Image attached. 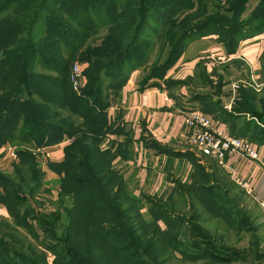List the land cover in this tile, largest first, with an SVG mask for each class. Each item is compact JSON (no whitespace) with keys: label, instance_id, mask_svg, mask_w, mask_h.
Returning a JSON list of instances; mask_svg holds the SVG:
<instances>
[{"label":"trees","instance_id":"obj_1","mask_svg":"<svg viewBox=\"0 0 264 264\" xmlns=\"http://www.w3.org/2000/svg\"><path fill=\"white\" fill-rule=\"evenodd\" d=\"M50 1L31 0L30 19L20 22L17 26L14 25V28H8V32L3 31L2 34L3 39L10 38V41L0 45V53L11 50L12 44L17 43L19 36L26 34L31 39L29 47H32V58L28 60L30 65L25 63L8 69L5 63L0 66L1 71L6 68L2 73L5 81H0L3 92L0 97V155L7 143L19 148H16L19 161L13 163V169L0 171V201L7 205L10 212V219L0 217V264H12L11 261H18V264L20 262L51 264L49 253L54 256L52 264H90L91 258L97 260L102 252L112 254L110 249L106 250L111 244V236L126 235L127 225L131 223L132 218L134 220L138 217L143 218L141 209L148 201L151 210L156 214L152 222H146V225L149 228L155 227V236L169 238V245L161 244L163 251L155 254L156 263L166 262L171 250L182 251L187 257L192 258L212 259L219 263L230 261L231 254L213 241L210 231L194 224L193 220L198 217H191V221L188 220L179 213L181 208L176 202L177 199L184 203L193 201V205L189 204L187 208H191L192 212L194 210L197 216L205 212L233 219L234 210H229L227 205L229 201L218 202L215 198L218 196L224 200L226 196L222 187H219V182L216 181L215 167L220 172L222 170L239 187L241 186L217 159L210 156L201 157L192 150L174 151L162 147L155 141H148V138L143 136L142 139L146 138L145 144H151L149 146L155 148L157 152L184 157L193 163L194 169L189 179H177L175 186L167 191L168 194L155 195L161 199L173 200L171 203L161 200L159 202L162 203L153 202L151 199L154 196L144 192L137 195L135 190L131 189V181L116 165L118 157L121 160H129L133 152V142L125 125L117 124V118H112L108 110L130 78L131 72L136 69V64L128 65L123 72H118L115 79L107 82L105 75L109 72L108 67L111 66L109 64L113 62L112 65L118 64L120 60L127 63L124 58L129 57L141 43V37L150 26V18L154 17L155 13L169 15L184 0H171L170 4L166 5V9L159 7L163 4L160 0H131L125 12L118 15L119 23L115 25L114 21L112 29L114 26L117 28L101 41L100 49L95 46L86 48L87 41L89 36H93L91 34H94L96 28L92 22L102 15L108 16L109 10L114 8L113 4L108 3L109 0L102 1L99 7L88 6V11L84 13L78 6L79 9L69 15L71 19L67 22L79 25L81 28L78 31L74 26L72 39L65 38L62 34L64 31H70V28L67 27L68 24L60 21L54 23L58 30L56 35L53 31L44 35L45 37L34 34L41 14L47 9ZM21 2L23 0H0V17L10 10V7L15 8L11 17H16V13L24 6ZM208 4L206 0H190L179 15L166 16L160 20L159 23L163 27V41L170 46L169 50V46L165 48L169 51L168 58L165 64L156 67L159 68L158 73L139 81L141 88L159 84L160 78L156 77L165 75L181 58L187 45L198 38L215 34L217 42L225 48L227 54L232 55L237 52L243 40L264 32V0L243 19L238 14L244 9V1L231 0V12L235 13L231 17L223 14L207 16ZM15 5L16 7H13ZM128 22L131 32L124 34L126 32L124 24ZM70 42L74 45L67 49L66 43ZM86 43L87 45L81 50L80 48ZM162 47H165V43ZM19 51L21 52L16 53V56L23 58L27 55L24 51ZM74 59L91 61L97 70L93 83L95 87L84 90L82 95L73 92L69 80L70 64ZM39 61L44 68L48 66V70L58 73L59 77L62 76V80L59 77L36 72ZM231 62L242 64L240 60L233 59ZM0 63H2L1 58ZM260 63L262 72L264 52ZM227 67L229 62L223 63L221 69L213 67L209 71L206 60H200L193 75L186 77L185 80L169 79L175 87L169 86L166 82L163 86L170 96L176 99L177 106L193 111L201 105L202 107L199 108L202 111L227 125L230 135L264 144V116L260 113L254 114V111L248 107L251 105L254 107L257 102V94L252 88L242 86L238 90V96L231 110L224 108L220 97H216L223 92V87L227 83L225 81ZM197 76H200L204 83L214 87L217 95L191 90L190 85L196 84ZM154 78L156 81H151ZM6 81L10 83L6 84ZM180 86L186 87L188 94L176 90V87ZM197 87L195 86L196 89ZM108 89H111L112 94L109 92L111 97L108 92L105 93ZM55 108H68L70 113L62 117L60 111ZM244 112L255 115L254 117L262 122L246 119L238 123L242 118H246ZM252 131H255V135L250 137ZM111 135L117 137L124 135V138L112 139ZM65 136L70 142L65 146L64 160L50 164L51 168L60 174L59 200L50 213L39 218L38 222L42 229L40 233L27 220L28 214L32 213L31 207L36 205L32 201L44 186L45 175L32 150L61 142ZM107 139H109L108 144L105 146ZM167 217L172 221L169 224L167 222L168 227L163 230L159 219L166 221ZM245 217V220L249 221V216ZM184 226L187 229L183 240L178 242L170 240L174 239ZM19 230H25L33 241L26 240L27 237L22 233L21 237L18 234ZM186 237L193 238L194 241L187 243ZM155 244L158 246L160 243L156 241L152 246ZM120 248V250L132 249V252L135 250L136 254H141L132 239L127 240ZM160 254H166V257L160 259ZM137 258L143 264H149L143 257L138 255Z\"/></svg>","mask_w":264,"mask_h":264},{"label":"rangeland","instance_id":"obj_2","mask_svg":"<svg viewBox=\"0 0 264 264\" xmlns=\"http://www.w3.org/2000/svg\"><path fill=\"white\" fill-rule=\"evenodd\" d=\"M30 1L31 0H23V2H21L22 5L24 6L22 9H20V11H18V13H16L17 14L16 17H11V13H13V10L15 9L11 7L9 8L10 10L6 11L3 15H1L0 17V37H1L0 45H3L10 41V38L3 39V36H2L3 31L8 32L7 31L8 28H14V25L17 26L19 25L20 22L28 21L30 19V15L32 14ZM102 1H106V0H89L88 2L87 0H51L48 5L49 8L47 7V9L43 11V13L41 14V18L37 24V29H35L34 34H36L38 37H41V36L43 37L44 35L46 36L47 33L49 34L51 31H53V33H55L56 35L58 30L55 27L54 23L55 21H60L62 23L64 22L68 24L67 27L70 28V31H64L62 34L65 36V38L70 37V39H72V30L74 29V26L77 27L78 31H80L81 28H79V25H73L71 22H67L71 19L69 15H71L72 12H75L76 10H78L79 9L77 8L78 6H80V10H83V13H84V11L85 12L86 10L88 11V6L92 5L93 7L94 6L99 7L100 4L103 3ZM206 1L209 2L208 4L209 14H207V16L212 17L217 14H223L225 16L231 17L235 15V13L231 12L232 10L231 0H206ZM241 1H244L245 3L244 9L241 11V13L238 14L241 19L248 17L252 13V10H254V8H256L257 5L262 2V0H241ZM130 2L131 0H109L108 3H111V5L113 4L114 8L113 9L111 8L109 10L108 16L102 15L101 18L98 17L95 19L94 22H92V24L95 25L94 27L96 28H95L94 34H91L93 36L88 37L89 38L87 41L88 46L86 48H88L89 46H95L96 48L100 49V47H102V44H100L101 41L103 40V38L108 36V34L112 33V30L117 28V26H114V28L112 29L114 25V21H115V25L119 23L118 15L125 12V9L128 8V4H130ZM160 2H162L163 4H161L159 7L166 9V5L170 4L171 0H168V1L160 0ZM189 2L190 0H184L181 3V5H179V7L173 10L169 15H162L161 13H155L154 17H151L149 20L151 27L149 26L147 31L141 37V40H140L141 43L139 44V46L134 50V52H131V55L129 57L127 56V58H124L126 59L127 63L124 62V60H120L118 64L112 65L114 62L109 64L111 66L108 67L109 72L105 75V80H107L108 82L110 79H115L118 72H123L126 68H128V65L135 66L134 64H136L135 66L136 69L131 72L132 74L131 77L136 76V80L138 81V83L144 78H147L150 75H153L154 73H158L159 68H156V67L158 65L162 66L163 64H165V61L167 60L168 53H169V51L165 49L169 46V44L163 41V38H164L162 36L163 27L159 22L166 16L179 15L181 11H183L184 8L188 5ZM16 5L13 7H16ZM225 10H228L230 12H227ZM110 13H111V16H110ZM126 13L128 15L130 14L129 11H127ZM17 17H19V19H17ZM129 19H131V16L129 17ZM124 25H125V31H126L124 34H127L128 31L131 32L129 22ZM59 35L61 34L59 33ZM9 36L10 35H8V37ZM30 40L31 39L29 38V35L24 34L22 36H19L17 43L12 44L11 50H5L3 51V53H0V58L2 62L0 63V66L6 64L8 65L7 67L8 69L10 67L17 66V65H24L25 63H26L25 65L27 64L30 65V62H28V60L32 58V52H31L32 47H29ZM164 43H165V47L163 48L162 45H164ZM73 45L74 44H72L71 42L68 44L66 43V48L68 49L69 47H72ZM86 45L87 43L84 46H82L80 49L81 50L84 49ZM169 48L170 46L168 47V50ZM19 50L24 51L27 55L23 58L16 56V53L21 52ZM179 60H177L176 63L173 64V66L168 69V71L166 70L167 72L165 73V75L156 77V78H160V81L158 82L159 84L163 83L164 85V82H166V84H168L169 86L175 87L174 84H172V82L169 81V79H176V80L184 79L185 80L186 77L180 78L177 75L171 74ZM218 61H221V60H217V62L213 60L212 62L215 63L216 65L215 64L213 65L212 63L211 65L221 69L223 63L220 64L218 63ZM39 62L40 63L36 69V72L44 73V74H47L53 77L54 76L59 77L58 73L48 70L49 69L48 66L44 68L41 65V61ZM259 64L260 66L257 72L256 70H253V67L247 66L245 62H242L241 65L233 63L232 66L230 65L231 67L226 68L225 81L226 82L229 81L232 83V86H230L231 90L228 94L226 90H223V92L219 96H216L218 98L220 97V100H222V105L224 108H227L229 110L233 109L234 101L238 96V90L242 86L249 87L254 90L255 94H257V102H255L254 107L252 105L248 107L252 109V111H254L253 112L254 114L260 113L264 116V71L262 72L260 71L261 63ZM75 65H78L81 69V76L79 79V83L77 84L76 87L72 79ZM5 69L2 71L0 70V81L1 82L5 81V79L2 78V73L3 71H5ZM211 70L209 69V71ZM96 73H97V70L95 68V64L92 65L91 61H88V60L80 61L78 59H74L71 62L70 69H69V80L71 82L73 92L75 91V94L82 95L84 90L94 88L95 86L93 83L95 82ZM194 73L195 71L193 72V74ZM61 77H59V79L62 80ZM151 81H156V80L154 78ZM8 83L6 81V84ZM104 85L106 86L105 83ZM226 85H228V83H226L225 86ZM190 86H191L190 87L191 90L200 91L201 93L211 92V93H214V95H217L214 92L215 91L214 87H212L211 85H208L207 83H204L201 80L200 76L199 77L197 76L196 84L190 85ZM195 86H198L197 89L195 88ZM178 89L182 91V93L185 91V93L188 94L186 87H181V86L176 87V90ZM13 91L15 92L16 90H13ZM107 92L108 94L109 92L111 93V89L106 90L105 93ZM15 93H19V92H15ZM111 94H109L110 97H111ZM2 95H3V92H2V89L0 88V97ZM229 96H230V103L229 101H227V98ZM199 107H202V106L200 105ZM199 107L197 108V110L202 111L201 108ZM55 109L60 111V113L62 114V117L63 115L66 117L70 113L68 108H62V109L55 108ZM190 112L191 111L185 112V116ZM244 113H245L246 118H242L241 120H239L238 123H242L246 119H253L257 123L262 122V120L258 121L257 118L254 117L255 115L254 116L250 115L247 112H244ZM209 115L212 117L211 114ZM218 122L220 123V126H221V123H223L220 120H218ZM185 125H186V121H185ZM188 129L190 130L189 142L191 146L187 143H185L183 146H188L190 150L194 151L197 155L201 156L198 153V151L195 149L193 143L191 142V129L189 127ZM254 135H255V131H252L249 136L253 137ZM64 139H68V138L65 136ZM68 140L70 142V139ZM108 140L109 139H107L105 146L108 144ZM254 143L255 145H257V143H262V142L255 141ZM8 144L14 146V144H11V143H8ZM16 148L15 150L18 155L17 149L19 148L17 149ZM32 151L36 158L37 163L40 164L37 160L40 154L39 155L36 154L39 150L33 149ZM201 157H207V156L202 155ZM238 158H245V157H238ZM18 161H19V156L17 159H14V162H18ZM12 165L13 163L9 164L8 166L10 168L9 171L13 169ZM141 167L142 168L140 169L138 167V172L135 173V169H134L135 167L131 163V171H129L131 173V179H132L131 189H136L137 183H135L134 180L136 181L138 179H142V177H146L148 180L146 179V181L145 180L140 181L141 184H139L138 186L137 193H139V188L147 189L148 193L151 192V194H148L147 192L146 193L148 195L154 196V198L151 199L153 202L171 203L173 200L164 199V198L161 199V198L155 197V195L161 196L163 194H168L167 191H169V189L166 191L167 193L166 192L162 193L163 192L162 189L160 191H157V193L152 192V191L156 192V189L158 190L164 185V181L167 177L165 173L162 170L158 169L157 171H154V173H152L151 175L145 176V173H146V171L144 170L145 167L143 166ZM40 168L44 171L41 165H40ZM231 168H232L231 170H233L232 166ZM124 169L126 171L125 175L127 174L128 176L129 174L128 168L127 169L123 168V170ZM215 170H217L216 181L219 182V187H222V190L224 191L226 195L224 197V200H222L218 196H215V198L217 199L218 202L219 201L220 202L229 201V203H227V205L230 208L229 210L230 211L234 210V212L232 213L234 216L232 220H230L227 217H222L216 213L212 214V213L203 212L202 214H200V216H197V213L195 214L194 210L192 212L191 208L190 209L187 208L189 204L193 205V201L190 200L189 203L188 201L184 203V201L180 202L177 199L176 202L177 204H179V208H181L179 213L183 214V216L186 217L188 220L191 221L193 217H198L197 219L195 218V221L193 220L194 224L200 225L202 229H206L210 231V236L213 239V241L214 242L216 241L217 245H219L220 247H223L224 250L229 251V253L231 254L230 261L219 263L217 261L214 262L212 259L192 258V257H187V255L183 253L182 251L179 252V251L171 250V255L169 256L166 262L159 261L156 263L154 261L155 254L159 251H163L160 246L161 244L169 245L168 243L169 238L164 237V236H161V237L155 236V227L152 226V228H149L146 225V222H149V221L152 222V220L154 219L153 217L156 214L151 210L150 208L151 205H149V201H148V203L146 202V204H144V202L142 203L144 204L141 209L143 218L138 217L137 220H134L132 218L131 223L129 222V224L127 225L126 231H128V233H126V235L121 236V235L115 234L111 236V239H110L111 244L106 247V250L110 249L111 250L110 252L112 254L110 253L105 254L104 252H102V255L98 257L97 260L91 258L92 262H90V264H134V263L143 264L142 261L137 258L138 255L146 259L148 261L147 263L149 264H264V208L261 205V201L255 198L253 195H250L247 192H245L246 190L241 185L240 186L245 191L241 187H239L234 181L230 180L228 176H226L223 173L222 170L220 172V170L217 167H215ZM2 171H8V170H2ZM162 173H164L163 176H162ZM235 178L238 179L239 177L233 178L236 181ZM183 180H186V179H183ZM53 181L54 180H52V182ZM50 184L45 186V183H44V186L40 190V193H38L37 197H35L32 201L34 204H36L35 206L33 205V207H31L32 213L28 214L29 216L27 220L29 221L31 225L37 228L40 231V233H42V229L38 222L39 218H41V216H44L50 213V211H52L55 208L56 201L58 202L59 200V193H60L59 181L56 180V182H54L52 185ZM160 200L162 202H159ZM182 203L183 205H181ZM244 215L249 216V221L245 220L246 217ZM103 217L106 220V217L105 216ZM171 221L172 219L170 217H167L166 221L164 219H159V224L161 225L163 230H166L168 227L166 223L168 222L169 224V222ZM239 222L241 223V225ZM132 229H135V231ZM186 229L187 228H185V226L181 228V232H179L174 239H170V240H172L173 242H178L180 240H183V238L185 237ZM21 233L27 237L26 240L30 242L33 241L32 237L28 236L25 230H19L18 234L22 237ZM186 238H187V243H192L194 241L192 240L193 238H188V237ZM131 239L134 241L135 245L138 247L141 254H136L134 252L135 250H133L132 252V249L120 250L121 249L120 246L123 245L127 240L131 241ZM153 240H156L160 244L158 246L156 244L155 246H152L153 243L156 242ZM164 257H166V254L159 255L160 259ZM48 258H49L50 263L52 264L54 260V256L51 253H49ZM134 258H136L137 260H135ZM59 259L60 258H58V260ZM10 263L18 264V261H15V262L11 261ZM19 264H25V263L20 262Z\"/></svg>","mask_w":264,"mask_h":264},{"label":"crops","instance_id":"obj_3","mask_svg":"<svg viewBox=\"0 0 264 264\" xmlns=\"http://www.w3.org/2000/svg\"><path fill=\"white\" fill-rule=\"evenodd\" d=\"M216 39L217 36L214 34L189 43L171 74L180 78L193 75L200 60H206L208 70L214 67L211 65V63L215 64L212 62L213 60L216 62L221 60L218 61L220 64L229 62V67H231L233 59L245 62L247 66L253 67L256 72L259 70L260 58L264 52V32L243 40L237 52L232 55L227 54L225 48ZM227 83L228 85L223 90H226L228 94L232 83L229 81ZM161 84L141 88L136 76H130L108 110L112 118H117V124L125 125L133 142V152L129 160H121L118 157L116 165L121 170L128 168L129 172L131 171L132 163L135 167V173L138 172V167L140 169L143 166L146 171L145 176L151 175L158 169L162 170L167 177L160 189H156V192L152 191L154 193L161 189L163 190L162 193L166 192L175 186V180L177 179H189L194 169L190 160L184 157L159 153L155 148L149 146L151 144H145L146 138L145 140L142 139L143 136H146L148 141H155L162 147L174 151H190L188 146H183L185 143L190 145V130L185 125V112L188 110L177 106L176 99L171 97L168 90L164 88L163 83ZM227 101L230 103V96ZM221 126L227 129L226 124L221 123ZM111 138L122 140L124 135H119L118 137L111 135ZM68 142V139H63L61 142L37 149L39 151L36 154H40L37 160L45 173V186L50 183L53 184L56 180L59 181V173L52 169L50 164L64 160L65 146ZM8 145L10 144L4 145V151L0 155V171H9V164L15 163L14 160L6 157V147ZM256 146L260 151L258 160L234 157L228 160L233 170H226L232 178L239 177L249 182L253 188V196L258 200H262L264 198V144L257 143ZM123 172L124 174L126 173L125 169ZM164 173H162V176ZM125 176L132 182L130 172L128 176L127 174ZM146 179V177H142V179L136 180L137 182L133 179L137 183L136 189H134L137 195H140L141 192L148 193L147 189L141 188H139V193H137L138 186L141 184L140 181H146ZM52 180L54 181L52 182ZM148 194H151V192ZM0 217L10 219L8 207L2 201H0Z\"/></svg>","mask_w":264,"mask_h":264},{"label":"built area","instance_id":"obj_4","mask_svg":"<svg viewBox=\"0 0 264 264\" xmlns=\"http://www.w3.org/2000/svg\"><path fill=\"white\" fill-rule=\"evenodd\" d=\"M81 69L74 66L72 79L75 87L79 83ZM186 126L191 129V142L195 149L202 156H210L217 159L225 169H232L228 160L234 157H245L247 159L258 160L260 153L254 142L245 137L232 136L228 128H223L213 116L200 110H193L185 116ZM16 147L8 145L6 147V157L11 160L17 159ZM236 179V178H235ZM248 194L253 195V188L244 179H236ZM264 208V199L260 200Z\"/></svg>","mask_w":264,"mask_h":264}]
</instances>
